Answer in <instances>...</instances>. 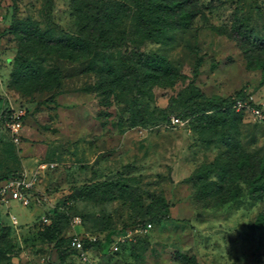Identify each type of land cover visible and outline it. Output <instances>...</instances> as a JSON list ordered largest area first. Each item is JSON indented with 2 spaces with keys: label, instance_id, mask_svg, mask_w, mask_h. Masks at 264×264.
<instances>
[{
  "label": "rangeland",
  "instance_id": "374dc122",
  "mask_svg": "<svg viewBox=\"0 0 264 264\" xmlns=\"http://www.w3.org/2000/svg\"><path fill=\"white\" fill-rule=\"evenodd\" d=\"M51 1V20L75 33L72 0ZM46 2L0 0V106L5 100L1 110L25 111L17 143L0 124V171L38 173L36 201L0 205V264H86L74 238L88 241L84 250L95 264H264V195L257 197L264 122L223 105L228 126H213V112L191 106L235 97L264 103V0H186L190 28L170 32L165 43L142 44L177 74L173 86L150 88L153 101L144 97L161 116L147 126H133L124 104L104 106L83 91L97 79L84 63L57 60L63 83L53 102L39 104L52 93L24 97L10 86L18 43L6 30L13 14L42 23ZM222 130L226 142H209ZM210 164L206 177L201 169ZM242 172L258 192L238 180ZM54 210L63 215L57 231L48 228ZM160 213L167 220L153 222ZM108 233L125 238L117 254L99 250Z\"/></svg>",
  "mask_w": 264,
  "mask_h": 264
},
{
  "label": "trees",
  "instance_id": "16d2710c",
  "mask_svg": "<svg viewBox=\"0 0 264 264\" xmlns=\"http://www.w3.org/2000/svg\"><path fill=\"white\" fill-rule=\"evenodd\" d=\"M51 2L47 0L40 10V16L44 18L42 23L29 18L20 20L15 14L12 16L6 32L14 37L18 47L9 73L10 86L24 97L52 93L49 99L39 104L53 102L54 95L61 92L63 83L57 60L84 63V72L94 73L97 79L94 84L84 87L83 91L101 97L104 106H110L115 101L124 104L133 126L158 122L160 114L149 112L144 97L153 101L150 88L173 86L177 74L166 57L148 53L141 46L146 41L165 43L170 32L190 28L193 16L189 10L183 9L186 0H72V10L79 17L77 30L72 34L61 29L51 20L50 13L45 12ZM239 98L242 97H235L227 103L195 101L191 106L197 114L213 112L207 115L213 126L227 127L229 118L221 116L219 110L224 105L234 111L233 104ZM12 111L9 107L1 111L0 124L9 119ZM213 140L226 142L228 130L220 131L218 137L209 142H215ZM214 168L210 164L201 170H205L208 177ZM201 170L196 174L200 175ZM19 172L0 171V177L7 178ZM243 174L239 175L238 180L248 186L250 194L258 192L256 189L253 191L248 175ZM262 184L257 183L258 198L264 195V181ZM164 211L168 212L166 204ZM166 213L153 216V222L167 220ZM48 217L52 219L48 228L57 231L56 219L63 215L54 210L50 211ZM3 232H6L4 236L8 235L7 230ZM113 237L108 233L98 243L104 255L110 254ZM60 242L65 247L69 245L68 241ZM83 242L84 246L88 244L87 240ZM66 256L63 255L62 259Z\"/></svg>",
  "mask_w": 264,
  "mask_h": 264
},
{
  "label": "built area",
  "instance_id": "2783aa9c",
  "mask_svg": "<svg viewBox=\"0 0 264 264\" xmlns=\"http://www.w3.org/2000/svg\"><path fill=\"white\" fill-rule=\"evenodd\" d=\"M233 108L238 112H246L251 114L255 119L260 122H264V103H251L244 99H236L233 104ZM8 120H5V127H7L14 141L17 143L20 138V131L23 125V117L25 111L23 109H13ZM37 172H33L29 175L26 171H21L16 175L9 176L7 178L0 177V205L8 206L10 203L15 202L23 207L30 206L32 201H36L35 197V185L37 182ZM44 223L48 222V218L45 216L42 218ZM125 242V238L122 236H116L113 238V242L110 246V251L115 254L119 251L120 245ZM73 249L78 253L81 260L86 264H95L88 260L87 252L84 250V242L82 239L74 238L71 243Z\"/></svg>",
  "mask_w": 264,
  "mask_h": 264
},
{
  "label": "crops",
  "instance_id": "0c3cea01",
  "mask_svg": "<svg viewBox=\"0 0 264 264\" xmlns=\"http://www.w3.org/2000/svg\"><path fill=\"white\" fill-rule=\"evenodd\" d=\"M1 91H3V88H1ZM5 106V100H2L1 106H0V115H1V109ZM23 162V161H22ZM24 165V162H23ZM24 171V170H23Z\"/></svg>",
  "mask_w": 264,
  "mask_h": 264
},
{
  "label": "water",
  "instance_id": "95a60500",
  "mask_svg": "<svg viewBox=\"0 0 264 264\" xmlns=\"http://www.w3.org/2000/svg\"><path fill=\"white\" fill-rule=\"evenodd\" d=\"M109 179H111V177ZM79 192H80L79 190H75V193L74 194L76 196H78L79 195ZM104 251H106V244L104 245Z\"/></svg>",
  "mask_w": 264,
  "mask_h": 264
}]
</instances>
